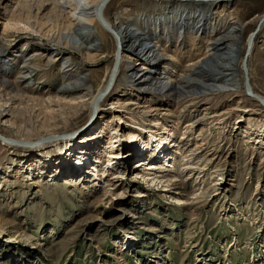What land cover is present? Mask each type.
I'll use <instances>...</instances> for the list:
<instances>
[{
	"label": "rangeland",
	"instance_id": "1",
	"mask_svg": "<svg viewBox=\"0 0 264 264\" xmlns=\"http://www.w3.org/2000/svg\"><path fill=\"white\" fill-rule=\"evenodd\" d=\"M166 1L108 0L102 15L130 26L144 19L139 28L155 41L163 56L159 68L174 86L163 92L138 86V75L124 64L87 124L91 94L106 83L115 61L113 35L96 20L90 30L95 50L85 55L59 46L45 65L57 47L47 37L67 33L60 18L47 8L13 9L12 0H0V56L10 58L0 63L10 70L5 78L16 83L19 72L37 65L31 93L0 86V134L32 142L81 131L45 148L0 142V231L9 229L8 221L20 231L13 246L0 237V264H264V106L239 84L205 90L201 83L212 74L189 64L207 54L211 34L232 25L239 27L242 55L264 0ZM199 1H214L204 34L180 26ZM248 67L250 84L264 96V33ZM73 84L87 94L58 92ZM102 121L101 133L89 127ZM131 131L135 141L126 138ZM148 131L179 143L173 166L159 168V147L157 156L140 159ZM104 149L122 157L109 164L112 154ZM85 150L91 164L80 160ZM106 168L109 181L100 182L96 173Z\"/></svg>",
	"mask_w": 264,
	"mask_h": 264
},
{
	"label": "bare ground",
	"instance_id": "2",
	"mask_svg": "<svg viewBox=\"0 0 264 264\" xmlns=\"http://www.w3.org/2000/svg\"><path fill=\"white\" fill-rule=\"evenodd\" d=\"M10 1V0H8ZM13 1V9H37L40 11L41 9L47 8L51 13H54L57 17L60 18L62 21L65 29L67 30V33L62 36V39L60 38L61 35H55L54 32H52L48 37L47 40H50V43H52L53 47L56 45L57 47L54 48V53L51 52L48 54V57L45 59V65L50 64L55 60V58L60 54L59 46H63L65 48L72 47L77 50H84V54L87 55L90 51H93L97 47V43L93 37L90 36V30L93 26V23L97 19L98 11L105 21V23L113 29L117 36H118V42H119V48H118V55L115 57L116 64L114 67V70L112 72V79L108 83L102 85L99 87L93 94H91L90 102H88V105H91L90 114L86 121L88 124L93 118H96L97 114L101 111L102 101L104 98L108 95L110 87L114 84L117 76L119 75L120 68L125 64L127 70H132L135 75H138V77L135 79V82L138 86L143 85H150V87L153 88L154 91H161L164 90L167 91L168 88L171 86H174V82L172 79L169 78V76L166 74L165 70H161L159 68V61L162 59V54L160 53L159 49L155 48V41L151 39V37L146 34L145 28H139L144 27L140 26L141 23H145L140 18L138 21L135 22L134 26H130L129 24H124L123 22L120 23H112L105 18L104 15H102V10H104V6L107 3L108 0H103L102 5H100L102 0H12ZM94 1V2H93ZM161 2L165 3L166 0H161ZM214 1H208V2H198L193 7L192 11V17H188L187 19L185 17L181 18L182 22L180 24L181 28L187 29L193 27L194 31L200 32L201 34H204L209 30L210 25L207 21L208 14H212L211 7L213 5H209L213 3ZM179 4V3H178ZM180 5V4H179ZM170 10V9H169ZM168 10V12H169ZM185 14V13H184ZM187 15V14H186ZM181 17V16H180ZM210 18V17H209ZM141 20V22H139ZM143 21V22H142ZM255 22L257 24V28L251 37V39L248 40V37L246 39V42L244 43V46L246 48V44L248 43V49L245 53V56L242 54L239 55V39L240 34L238 31L239 27L236 25H232L231 28H227L223 30L222 32H219L216 35H210L208 38V52L205 56L202 57V59H198V61L194 63H189L190 67H196L199 69L200 72L204 73H211L208 77L207 83H201V85H204L205 90L207 91H219V92H225V87L227 86H237L238 87H244V81H243V70L241 67L242 59L244 58V64L246 66V73L248 77V86L249 91L252 94L247 93L246 89L245 92L248 96H251L257 100L264 106V96L257 91L254 90L253 86L250 84V78L251 73L249 71L248 62H249V55L250 51L252 50L254 46V42L256 37L264 33V12L257 16L255 19ZM101 26L109 32L111 35H113L109 30H107L104 25L99 21ZM26 25L29 26L30 23L26 22ZM115 42H117L116 37L113 35ZM62 47V48H63ZM45 49V46L41 48ZM51 51V50H50ZM35 54V53H34ZM57 55V56H56ZM9 56L1 55L0 56V63H3V65L9 64ZM28 59H26L23 63L25 64ZM22 64L21 66H24ZM28 64V63H27ZM37 65L30 66L31 68L28 71H21L19 72L17 76V81L9 82L6 77L7 73L10 71L7 69V67H3L0 69V86H6L10 90L15 91V93H19L22 90V93H28L34 91L32 89V82L35 77V74L32 72V69ZM9 68V67H8ZM242 78V79H241ZM240 82V83H238ZM21 83H24V85L21 87ZM108 83V84H107ZM8 85V86H7ZM237 87V88H238ZM245 88V87H244ZM87 89V88H86ZM88 89L90 87L88 86ZM81 87L73 85H64L60 88H58V92H60L63 95H69V96H76L77 98H82L87 94V91L83 89L81 92ZM85 90V91H84ZM101 93V95H99ZM257 96H255L254 94ZM24 95V94H23ZM31 95V94H30ZM99 95V96H98ZM262 97V98H261ZM36 99V98H34ZM131 120V126L136 127L137 126V119L132 115L130 116ZM92 122V121H91ZM90 122V123H91ZM95 122V121H94ZM104 121H102L100 124L95 125H89V127H97V131L100 133L103 132ZM154 125L157 124V121L154 120ZM88 127V128H89ZM90 129V128H89ZM94 129V128H93ZM92 129V130H93ZM165 130V133L168 135H173V132L171 133V130L167 127L163 128ZM80 129L74 130L67 134H61L59 136L51 135L39 138L35 141H27V140H20V139H14L11 137H7L3 134H0V142L4 146H8L9 143L20 145L28 148H36V147H43L49 143L53 142L52 144H57L58 146L60 143L57 141L58 139H62V142L65 141H71L75 138L79 137ZM135 131H131L127 133V140L135 141L137 138V134H135ZM147 138L146 140H143L142 147L144 149H141L144 153H142L141 160H145L149 157L157 156V153L155 151L156 147H159V153L161 158L163 159V162L160 163L161 165L159 168L164 169L165 166L163 164H169L173 166V162L176 160L177 156H174L172 151V148L174 146H179L178 142H175V139L171 136H160L157 138V135L153 134L152 131L146 132ZM111 137L108 141V143H111L113 140ZM154 140L156 142H154ZM148 141V142H147ZM116 141H114L115 143ZM50 149V148H49ZM106 149V148H105ZM106 154H112V158H107L106 160L110 163H112L113 159H117L122 157L120 153H112L111 151L106 150ZM108 149V148H107ZM157 149V148H156ZM45 150V149H44ZM82 156H80V160H88L90 163V155L89 150L83 151ZM159 155V154H158ZM107 156V155H106ZM158 156V157H160ZM181 160H186L185 156L182 157ZM91 164V163H90ZM188 164H185V166ZM109 166V165H108ZM153 165L148 164L145 168L150 169ZM95 167V166H94ZM160 172V171H159ZM108 169L102 170V172L96 173V179H98L100 182H106L109 181L107 178ZM160 176V175H158ZM131 216H135L131 215ZM9 222V229L1 230L0 231V237L4 239L5 247L13 246L15 244L19 243V236L20 231L17 230V226L13 221ZM42 242L38 243V245H41Z\"/></svg>",
	"mask_w": 264,
	"mask_h": 264
},
{
	"label": "water",
	"instance_id": "3",
	"mask_svg": "<svg viewBox=\"0 0 264 264\" xmlns=\"http://www.w3.org/2000/svg\"><path fill=\"white\" fill-rule=\"evenodd\" d=\"M102 3H103V0L101 1L100 5H102ZM98 19H99V21L102 23V25H104V27H105L107 30H109V31H110V32L116 37V39H117V47H116V51H115V57H117V55H118V48H119L118 36H117L116 32H115L113 29H111V28L105 23V21L103 20V18L101 17V15H100V13H99V11H98ZM256 28H257V24L254 26V28H253V29L251 30V32L248 34V40L251 39V37L253 36V34H254ZM247 49H248V43L246 44L245 53L247 52ZM245 53L243 54L244 56H245ZM115 64H116V59H115V61L113 62L112 66H111L112 68H111V71H110V73H109V75H108V79H107V82H108V83H109V82L111 81V79H112V72H113V70H114ZM241 67H242V70H243V81H244V87H245L247 93L252 94V93L249 91L248 77H247V73H246V66H245V64H244V58L242 59ZM108 83H107V84H108ZM253 94H254V93H253ZM99 95H101V93H100ZM99 95H98V96H99ZM254 95L257 96L256 94H254ZM257 97H258V96H257Z\"/></svg>",
	"mask_w": 264,
	"mask_h": 264
}]
</instances>
